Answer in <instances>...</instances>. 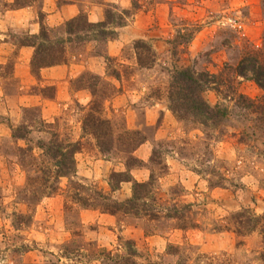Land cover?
<instances>
[{
  "label": "rangeland",
  "instance_id": "rangeland-1",
  "mask_svg": "<svg viewBox=\"0 0 264 264\" xmlns=\"http://www.w3.org/2000/svg\"><path fill=\"white\" fill-rule=\"evenodd\" d=\"M71 3L77 10L73 17L83 14L84 20L67 34L73 17H63L59 9ZM92 5L101 21L115 6L113 12H126L124 22L118 24L112 13L105 36L99 33L103 27H84L85 19L94 23L88 16ZM43 6V0H0V186L5 194L24 179L17 166L10 170L11 155H5L14 147L12 127L33 122L36 130L28 136L46 138L48 132L37 130L44 129L39 119L51 123L58 136L81 142L72 179L107 192L110 172L124 166L116 154L99 152L92 135L82 130L85 115L97 107L111 121L108 136L124 130L146 136L134 151L142 165L129 172L137 181L152 175L151 192L162 212L174 205L189 222L182 228L175 217L149 220L84 208L71 199L69 180L62 178L60 190L43 198L32 222L21 229L11 225L10 198L5 199L0 264H126L130 249L136 250L130 258L136 264H264L262 225L240 235L234 224L237 215L264 213V112L249 105L257 104L262 92L249 74L233 73L242 55L264 51V0H53L50 12ZM41 27L47 40L39 36ZM31 43L61 44L65 62L33 71ZM22 47L30 53H20ZM186 66L224 79L206 83L203 93L209 105L226 110L224 117L180 119L169 108L173 70ZM130 195V182L112 193L117 200ZM21 243L34 248L12 251Z\"/></svg>",
  "mask_w": 264,
  "mask_h": 264
},
{
  "label": "trees",
  "instance_id": "trees-1",
  "mask_svg": "<svg viewBox=\"0 0 264 264\" xmlns=\"http://www.w3.org/2000/svg\"><path fill=\"white\" fill-rule=\"evenodd\" d=\"M111 8L113 9L115 6H111L109 10L105 11V19L103 21L90 23L85 19L82 22L84 27H103V30L99 33L105 36L108 32L104 27L111 21L109 19H111L112 15H115L118 24H122L124 22L123 15L126 14L124 11L122 12L123 15L113 12ZM83 17L84 15L82 14L68 20L66 33L73 34L75 29L79 28L78 25H80L82 19L84 20ZM39 36L47 40V31L44 27H41ZM189 38L190 34L184 36V39ZM57 42L61 43V40ZM51 44H55V42ZM30 45L34 47L31 59L33 71H37L42 67L61 64L66 60L65 48L61 44L46 46L39 43H31ZM233 73L235 76L250 75V78L260 88L262 94L257 104L247 102V105L250 103L249 105H252L255 111L264 112V51L257 48L251 50L249 54L245 53L242 55ZM217 75L206 71H196L188 66L174 68L168 91L169 108L180 119L190 117L193 121L197 119L209 121L213 118L224 117L226 110L209 105L203 96L206 83L221 84L224 81L223 78L221 81L220 76ZM238 99L242 100L240 102L244 104L242 96H238ZM33 109L35 110V108H26L24 112H31L30 110ZM33 117L35 116L33 115ZM31 119L32 117L30 121ZM39 122L44 129L39 128L37 130L46 131L50 136L46 138L38 136L34 139L33 136H28V134L36 130L33 122L28 125H17L12 127L10 136L14 147L12 150L5 152V155H11V158H8L10 170L17 166L24 176L23 183L19 186H12L7 194H5L6 190L0 186V211L6 207L4 206L5 199L10 198L8 205L12 208L11 225L15 229H21L32 222L34 207L43 198L60 190L59 184L62 178L69 180V196L71 199L84 208H96L110 215L142 216L149 220L161 217H175L181 219L183 223L181 227L186 228L189 221L183 219V215L174 205L171 208H166L164 213L162 212L163 207L157 203L155 196L151 192L152 175L146 181H137L132 178L129 172L131 168L142 165V162L134 155V151L146 141V136H137L139 131L127 132L126 130L117 137L108 136L110 131L107 129L111 125L110 119L102 118L100 109L97 107L90 108L82 120L83 132L92 135L94 144L99 152L104 155L116 154L124 166V170H112L110 172L108 179L109 190L106 192L95 185L85 184L80 180L72 179L76 175L75 154L81 150V142L78 140L72 141L68 136H58L57 132L54 131L55 127L53 128L51 123H45L41 119H39ZM20 142H23L24 145H19L18 143ZM125 182L131 183V195L123 200L114 199L112 193ZM244 216V219H240ZM234 224L238 227L237 234L240 235L254 232L259 225H262L264 229V213L256 215L250 212L245 215H237ZM241 227L245 232L241 230ZM222 229L227 230L228 228L222 227ZM32 248L27 244L21 243L19 246H14L12 251L22 253L32 250ZM63 249L66 252L67 246H64ZM135 255L136 250L130 249L129 255L125 258V263L136 264L134 261L130 262V258ZM65 258L67 257L65 256Z\"/></svg>",
  "mask_w": 264,
  "mask_h": 264
},
{
  "label": "crops",
  "instance_id": "crops-1",
  "mask_svg": "<svg viewBox=\"0 0 264 264\" xmlns=\"http://www.w3.org/2000/svg\"><path fill=\"white\" fill-rule=\"evenodd\" d=\"M52 1L53 0H43V2H44V6H43V11H47V12H50L51 11V6H52ZM97 7H95V6H90L89 7V9H88V12H89V14H88V16H89V19H90V21H94V23H96V22H100L102 19H101V17L99 16V14H95V9H96ZM17 12V11H16ZM59 12H60V14H62L63 15V17H73L75 14H76V12H77V10H76V5L75 4H68V5H64L62 8H60L59 9ZM97 16L95 19H93V18H90L91 16ZM49 17H48V20H50V19H52V17H53V15H48ZM32 25H34V27H35V24H32ZM35 29V28H34ZM37 30V29H36ZM33 31H35V30H33ZM23 51H28V53H30L29 52V50L26 48V47H22L21 49H20V53H22ZM20 59H21V56L19 57ZM27 97H26V95H22V98H21V96H20V99L21 100H25Z\"/></svg>",
  "mask_w": 264,
  "mask_h": 264
}]
</instances>
